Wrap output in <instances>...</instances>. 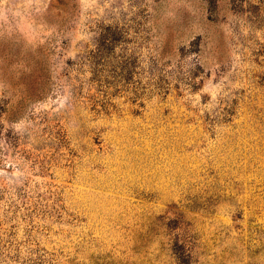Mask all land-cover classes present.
Here are the masks:
<instances>
[{
    "label": "rangeland",
    "instance_id": "obj_1",
    "mask_svg": "<svg viewBox=\"0 0 264 264\" xmlns=\"http://www.w3.org/2000/svg\"><path fill=\"white\" fill-rule=\"evenodd\" d=\"M0 264H264V0H0Z\"/></svg>",
    "mask_w": 264,
    "mask_h": 264
}]
</instances>
